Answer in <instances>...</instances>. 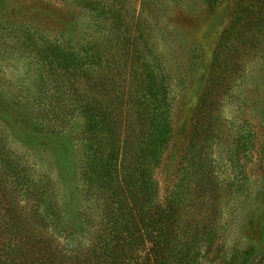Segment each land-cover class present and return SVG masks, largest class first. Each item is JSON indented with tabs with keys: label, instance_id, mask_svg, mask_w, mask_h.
Returning <instances> with one entry per match:
<instances>
[{
	"label": "trees",
	"instance_id": "16d2710c",
	"mask_svg": "<svg viewBox=\"0 0 264 264\" xmlns=\"http://www.w3.org/2000/svg\"><path fill=\"white\" fill-rule=\"evenodd\" d=\"M71 1L92 13L91 27L103 34L78 48L31 38V55L48 67L49 90H35L37 119L29 110L17 112L31 126L29 142L49 141L58 151L61 175L77 197L61 206L54 183L0 140V264H264V235L259 250L218 247L224 198L245 189L238 175L251 149L225 136L222 119L209 110L234 82L237 56L249 42L244 28L264 34V0H241L221 38L212 87L201 99L179 180L163 203L155 173L173 137L175 98L152 32L128 23L125 0ZM1 106L4 120L17 108ZM261 200L264 205V184Z\"/></svg>",
	"mask_w": 264,
	"mask_h": 264
},
{
	"label": "rangeland",
	"instance_id": "374dc122",
	"mask_svg": "<svg viewBox=\"0 0 264 264\" xmlns=\"http://www.w3.org/2000/svg\"><path fill=\"white\" fill-rule=\"evenodd\" d=\"M240 1L217 0L210 6L202 0H125L128 23L135 29L139 22L142 29L152 32L155 49L162 54L166 71L173 79V137L155 173L162 203L179 180L201 99L212 87L217 48ZM92 20V13L71 0H0V101L4 107L17 106L10 119L0 117V140L39 175H46L42 179L54 183L61 206L77 196L61 175L59 153L49 146V141L29 142L25 136L31 133V126L18 116L23 109L37 119L41 96L35 90H49L45 82L48 67L39 64L35 54L31 55L34 44L30 39L43 35L69 41L78 48L81 41L102 36L103 32L91 27ZM244 29L249 42L237 56L234 82L228 86L226 96L209 103V110L222 119L224 135L251 149L246 162L243 159V175H238L240 181L244 177L245 189L240 195L232 191L224 198L225 223L217 244L226 253L233 248L262 249L264 235V34ZM252 43L255 45L250 47ZM1 109L2 106L1 115L7 117ZM81 122L76 121L70 128L72 137L80 131ZM16 129L24 134L16 133ZM77 149V155L81 154L80 147ZM214 149L219 151L222 147ZM72 184L79 189L77 176ZM235 197L239 199L234 202Z\"/></svg>",
	"mask_w": 264,
	"mask_h": 264
}]
</instances>
